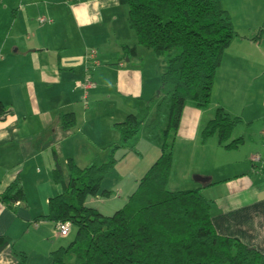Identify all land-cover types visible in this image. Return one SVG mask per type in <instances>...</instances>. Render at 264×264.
<instances>
[{"label": "crops", "instance_id": "obj_1", "mask_svg": "<svg viewBox=\"0 0 264 264\" xmlns=\"http://www.w3.org/2000/svg\"><path fill=\"white\" fill-rule=\"evenodd\" d=\"M21 1V10L16 11L19 0H0V13H3L2 16L10 26L6 31L0 27V33L5 37L0 42V196L18 181L24 193L23 201L17 203L2 201L0 197V238L11 240L10 246L0 252V264H17L15 257L10 254V247L15 255V248L20 241L35 234L34 239L40 242L43 233L47 235L48 229H54L53 224L40 218L47 216L49 201L62 193V188L54 182L53 177L57 163L65 178L71 161L81 169H85L83 165L86 163H90L86 168L95 162L100 164V153L95 154L92 151L94 147L92 150L81 149L77 144L78 135L89 136L82 130L76 132L79 118L71 94L80 93L79 102L86 101L80 100L85 92L76 86L81 80H89L93 84V88L88 89V100L91 93L100 95V101L118 96L129 97L134 91L132 87L135 83L139 84L137 74L140 70L137 64L143 61L141 49L130 59L124 57L122 51L124 46H136L137 38L133 37L128 44H124V41L112 42V39H108L113 32L106 35L104 31L96 29L104 27L106 23H116L117 19L106 21V10L116 8L119 0H58L55 11L49 8L52 7L49 0ZM229 13L235 27L234 16ZM62 14V19L65 17L70 21L83 36L79 55L78 47L72 49L68 42L61 43L58 39L57 21ZM39 18L51 21L50 25L38 23ZM28 32L34 34L26 37ZM51 33L57 41L50 40ZM94 40L99 43H94ZM263 42L264 30H260L258 36L244 34L243 38L234 40L229 53H242L249 49L248 57L244 59L249 64V74H235L231 70L228 74L218 72V81L216 76L214 83L212 96L221 89L235 93L241 88L244 78L256 81L261 87L257 93L259 99L251 95L255 103L244 109L250 116L247 118V125L264 122V84H259L264 81V57L257 54L258 48H261L259 44L262 45ZM93 46L99 48L98 53ZM90 51L96 52L95 61L88 59ZM100 52L102 58L99 57ZM70 53L75 54L71 56ZM46 57L48 58L44 61ZM235 63L236 60L226 54L221 68L228 70V64ZM99 77H102L105 84L98 83ZM235 80L239 81L238 84L234 83ZM219 107L231 116L238 115L232 106ZM84 108L90 109L89 106ZM98 110L102 111L100 107ZM6 111L9 113L6 114ZM117 113L120 119L131 116L129 110H117ZM65 115H69V118L64 119ZM66 122H74V126H67ZM237 139L234 138L236 141ZM261 141L264 142V130ZM174 142L173 155L183 154L184 160L192 158L188 155L193 153L195 145L190 146L185 141L179 144L175 140ZM252 142L255 143V140L252 139ZM116 144L106 143L101 152L111 153V147ZM219 145V142L214 144L216 147ZM261 145L264 149V143ZM260 152L261 150L250 152L249 162L252 167L246 163L248 166L244 171L247 172L236 174L233 178L217 181L213 175L192 171L186 179L194 183L192 190L207 186L203 195L212 203V223L219 236L238 239L264 255V156L259 155ZM254 159L259 162L254 163ZM196 176L207 182H197L194 180ZM138 182L134 180V187L130 185L128 188L124 205ZM209 185L216 186L208 187ZM118 190V196L123 197L125 189L120 187ZM94 202L105 205L101 198ZM21 253L29 257L25 252Z\"/></svg>", "mask_w": 264, "mask_h": 264}, {"label": "trees", "instance_id": "obj_2", "mask_svg": "<svg viewBox=\"0 0 264 264\" xmlns=\"http://www.w3.org/2000/svg\"><path fill=\"white\" fill-rule=\"evenodd\" d=\"M208 2L209 6L203 0H119L129 8L128 26L137 36L136 46L123 47L124 57L130 59L138 49H144L161 59L164 97L149 123L131 115L116 125L120 141L111 147L108 162L81 169L71 161L69 179L57 163L53 177L62 193L49 201L48 214L40 219L53 224L55 230L60 224L70 223V234L63 238H73L67 247L51 254V264H264V255L255 249L217 234L212 203L203 195L207 186L182 192L169 190L174 140L184 107L187 102L201 110L210 107L225 53L234 40L242 38L223 0ZM80 100L85 101L83 97ZM87 101L81 103L87 106ZM165 119V130L152 136L162 156L140 180L127 204L110 217L89 208L90 198L96 201L111 196L101 185L118 163L115 152L140 134L160 127ZM240 122L219 109L203 133V142L217 136L220 146L238 148L241 139L227 143ZM66 124L74 126V122ZM0 197L9 203L23 201L21 183H14ZM10 241L0 238V252L10 246ZM19 258L21 264H29L24 253Z\"/></svg>", "mask_w": 264, "mask_h": 264}, {"label": "rangeland", "instance_id": "obj_3", "mask_svg": "<svg viewBox=\"0 0 264 264\" xmlns=\"http://www.w3.org/2000/svg\"><path fill=\"white\" fill-rule=\"evenodd\" d=\"M49 1L52 5V7L49 8L55 11V9H57L56 2L58 0ZM223 2L225 4V8L233 14V18L236 22V31L239 34H242V38L244 34L258 36L260 34V30L261 32L264 30V0H223ZM117 3L118 6H116V8H109L110 10H106V21H109L110 19H117L116 23L112 25L106 23L104 27L96 29L104 31L103 33H106V35H109L111 32H113L114 37L112 34L109 35L111 37L108 39H112V42L118 43L120 41H124V44H128L130 39L133 37L135 39L137 36L136 33L131 31L128 26L127 16L129 8L127 6L120 5L119 2ZM203 3L204 5L209 6L208 0H203ZM21 5L22 1L19 0V5L16 11L21 10ZM2 14L3 13H0V17ZM62 17L63 14L61 15L59 21H57L58 39L61 43L68 42L72 49L78 47L79 55L82 41L81 39L83 36L78 30H76L75 26L70 21H68L65 17L62 19ZM49 23H51V21L47 20L46 25H50ZM0 27L3 31L10 29V26L8 27V23H6L5 17L3 16L0 19ZM16 29H18V27ZM249 30L251 31L249 32ZM28 34H30L29 36L31 37V34L34 33L28 32L26 37H28ZM4 39V34L0 33V42ZM50 40L57 41L53 33L50 34ZM94 41L96 44L99 43L97 40ZM259 46H261V48H258L257 54H260L262 57H264V42L262 45L259 44ZM93 48L97 53L99 52L98 47L93 46ZM105 51L107 52L106 49ZM228 53L229 51H227L225 55L227 54L228 56H231V58H234L237 63L234 65L228 64V70L221 68V70L218 72L228 74V72L231 70L235 74L239 73L241 75H248L249 64L244 59L248 57L249 49L243 50L242 53ZM73 54L75 53H70L71 56H73ZM140 56L143 57V61L137 64V68L140 70V72L137 74V78H140L139 84L136 82L132 87L134 91L131 92V96H118L113 99L100 101V95L91 93L87 102V106H89L90 109L85 110L84 104L78 100L80 93L71 94V96L74 98L72 101L78 111L79 118V120L76 118V132L78 133V131L82 130L84 134L89 136V138H87L85 135H78L79 138L77 144L81 147V149L87 148L92 150V147H94L92 151L95 154L100 153V164L108 162L109 159L107 158H109V156L112 154L110 151L107 153L106 151L101 152L105 144H108L109 142L116 144L114 142L119 141L120 139L116 125L123 123L127 117H129L126 116L123 119H120L117 110H129V115H134L139 120L149 123L152 119L151 116L154 115L155 111H157L158 106L164 97L161 89V76L163 74L164 66L163 61L158 59L154 53L149 50L141 49ZM48 57H46L44 61H46ZM99 57L102 58L101 52ZM141 77L143 83L141 81ZM81 81L80 83L85 82ZM238 82L239 81L237 80L234 81L235 84H238ZM98 83L105 84L102 77H99ZM259 84H264V81L260 82ZM102 88L104 90L103 86ZM260 88L261 87L256 83V81L252 82L244 78L241 88H239L238 91H235V93L234 91H230L228 89H221L219 93L215 91L214 95L212 96L210 105L211 108L209 107L206 110H201L196 104L192 102L186 103L179 126L177 128L175 141L177 144L185 141V144H189L190 146L195 145V148L193 153L188 155H191V159H182L183 154L180 153H175L171 157L173 171H171L169 178L170 191L182 192L192 190L194 183L186 179V177L192 171L201 172L203 175H213L217 181L225 180L226 178H233L236 176V174L247 172L244 171V168H246L248 165L250 168L252 167V164L249 162V154H251L250 152L254 153L256 150H261L259 155L264 156V149L261 145L264 143L261 141V133L264 130V122L259 121L257 123H253L252 125H247L249 123L247 118L250 116L247 110L244 111V109L250 104L255 103L251 95L259 99L257 97V93ZM84 94L85 93H83L81 96ZM220 105L226 107L232 106L238 112V115L233 117L239 118L241 120V122L234 128L232 137L227 143L231 144L236 141L234 140L235 137L238 138L237 140L241 139L242 142L238 144V148L236 149L230 150L226 149L224 146H214V144L218 142L217 136L209 137L208 139L205 138L207 142H203V133L206 131V128L210 122L215 119ZM99 107L102 111L98 110ZM167 110L168 106L166 105V107H164L166 116L168 112ZM210 111H212L213 114ZM248 120L251 121L250 118ZM158 125H160V121ZM165 128L166 119L161 123L160 127H155V129H150V132H144L140 134L136 139L131 140L130 144L126 148L118 151L116 150L117 152H115V158L118 160V163L116 164L115 168L107 174L104 182L101 185V189L103 191L111 192V196L110 198L102 199L105 203L104 206L100 203L94 202V198H90L87 204L89 208L94 206L93 208H97L102 215L110 217L125 206L123 203L124 199L128 197L126 194L129 192L128 188H130V185L131 187H134V180L136 182L139 181L136 183L135 188L131 193L132 196L136 192L140 180L144 178L146 173L160 160L162 156V150L156 140H153L151 137L155 133L160 135L161 132L165 130ZM252 139L255 140V143L252 142ZM88 155L93 157V155L90 153H88ZM89 161L91 163L93 162L92 159H89ZM246 163H248V165ZM89 164L90 163H86V165L84 164V168H86V166ZM65 176L66 178H69L68 172H66ZM189 177H191V175ZM197 177L198 176L194 177V180ZM120 187L125 189V195L123 197L118 196V188ZM120 198H122V200ZM103 207L104 209H102ZM34 237L35 234H33V236L29 235L22 241L19 240L20 242L15 248L16 256L14 255L13 249L11 250L10 247V254L12 257H15L17 264H21L19 258V254L21 252L28 254L29 264H51V254L59 250L61 247H67L73 238L72 235H70L68 238L60 237L54 233V229H48L47 235L43 233L40 242L34 239Z\"/></svg>", "mask_w": 264, "mask_h": 264}, {"label": "built area", "instance_id": "obj_4", "mask_svg": "<svg viewBox=\"0 0 264 264\" xmlns=\"http://www.w3.org/2000/svg\"><path fill=\"white\" fill-rule=\"evenodd\" d=\"M76 2H78V1L76 0ZM37 22L40 24L47 23V21L45 19H41V18L37 19ZM87 56H88V59L91 61H95L97 59V55H96L95 51H90ZM76 87L84 90L85 94L83 96V100H86V98L88 96V89L93 88V84L88 80V81H85L83 84H78V86H76ZM253 162L258 163L259 160L254 159ZM71 228H72V226L70 223H64L62 225L60 224L57 226L55 233L60 237H67L70 234Z\"/></svg>", "mask_w": 264, "mask_h": 264}, {"label": "water", "instance_id": "obj_5", "mask_svg": "<svg viewBox=\"0 0 264 264\" xmlns=\"http://www.w3.org/2000/svg\"><path fill=\"white\" fill-rule=\"evenodd\" d=\"M195 180H196L197 182H201V183L207 182L206 179H203V178H200V177L196 178Z\"/></svg>", "mask_w": 264, "mask_h": 264}, {"label": "bare ground", "instance_id": "obj_6", "mask_svg": "<svg viewBox=\"0 0 264 264\" xmlns=\"http://www.w3.org/2000/svg\"><path fill=\"white\" fill-rule=\"evenodd\" d=\"M79 84H83V83H79Z\"/></svg>", "mask_w": 264, "mask_h": 264}]
</instances>
